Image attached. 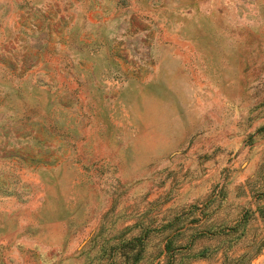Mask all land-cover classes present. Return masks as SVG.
<instances>
[{
  "label": "rangeland",
  "instance_id": "obj_1",
  "mask_svg": "<svg viewBox=\"0 0 264 264\" xmlns=\"http://www.w3.org/2000/svg\"><path fill=\"white\" fill-rule=\"evenodd\" d=\"M0 264H264V0H0Z\"/></svg>",
  "mask_w": 264,
  "mask_h": 264
}]
</instances>
